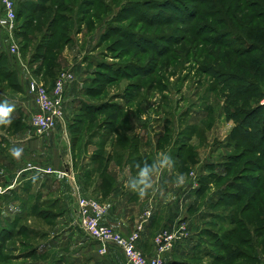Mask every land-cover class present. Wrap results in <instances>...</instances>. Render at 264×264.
<instances>
[{"label": "rangeland", "instance_id": "obj_1", "mask_svg": "<svg viewBox=\"0 0 264 264\" xmlns=\"http://www.w3.org/2000/svg\"><path fill=\"white\" fill-rule=\"evenodd\" d=\"M25 1L14 37L28 72L42 82L48 57L53 79L63 60L82 73L72 110L73 122L85 119L78 149L89 146L102 165L115 139L125 168H150L153 152L156 180L178 170L190 181L198 227L183 264H264V131L253 144L241 128L264 125V0ZM15 60L0 29V105L15 120L0 124L5 160L6 137H19L28 119ZM238 75L253 85L234 97ZM2 169L0 185L14 184ZM16 186L0 192V264H68L91 243L76 222L57 219L51 199Z\"/></svg>", "mask_w": 264, "mask_h": 264}, {"label": "crops", "instance_id": "obj_2", "mask_svg": "<svg viewBox=\"0 0 264 264\" xmlns=\"http://www.w3.org/2000/svg\"><path fill=\"white\" fill-rule=\"evenodd\" d=\"M14 58L17 82L26 98L24 113L28 119L19 137H6L7 147L4 155L10 157H7V160L0 157V169L7 171L6 177L15 178V183L9 186L0 185V192L5 189L13 191L16 185L23 181L24 184H29L30 193L32 191L41 193L43 199H51L53 207L61 209L57 219L60 218L64 223H67V220L70 223L75 222L74 210L78 195L95 198L108 206L103 222L110 228L127 235L141 226L139 247L147 256L154 254L153 236L157 231L185 225L188 237L185 240H176L173 249L165 256L166 264H183L182 259L188 258L189 243L198 227V219L194 220L195 215L191 213L190 181L187 182V179L183 186H178V178L181 176L178 170L174 174L171 172L169 176L166 171V173L161 171L156 180L157 168L153 167V162H156L157 156L152 152L150 155L152 171L146 181L151 187H146V183L141 182L145 179L140 176L141 169H133L135 165L125 168L128 164L124 161L126 158L123 159V154L118 156L119 148L112 146L115 139L105 146L102 154L105 159L102 165L101 158L88 155L91 153L89 146L85 152L84 149L82 152V148L78 149L80 140H74L72 126L75 122L72 119V110L74 102L81 98L85 88L81 80L82 73L77 64L72 62L66 67L65 60L61 63L56 61L59 63L58 69L61 68L62 72H72L74 75V79L65 89L63 119L54 129L39 133L29 123L31 115L37 110V105L27 93V76L19 63L22 59L17 55H14ZM39 77L47 87L52 86L54 81L52 76L44 73ZM22 92L20 93L23 94ZM92 145L95 150L97 143ZM14 149L19 150V155L14 154ZM127 155L125 153V157ZM27 163H31L33 168L26 169ZM48 167L52 168V172L46 171ZM0 174L5 172L0 171ZM164 176L169 178L166 179ZM165 180H171L173 184L163 185L161 181ZM149 209L151 214L146 218L145 213ZM90 241V245L76 250L77 253L68 264L125 263L123 254L117 248L111 246L106 255H99L97 243ZM184 264L188 262L185 261Z\"/></svg>", "mask_w": 264, "mask_h": 264}, {"label": "built area", "instance_id": "obj_3", "mask_svg": "<svg viewBox=\"0 0 264 264\" xmlns=\"http://www.w3.org/2000/svg\"><path fill=\"white\" fill-rule=\"evenodd\" d=\"M18 0H0V29L8 35L9 51L19 56V46L14 37L16 7ZM23 70L27 73V90L37 105V110L29 120L30 125L39 133L54 129L63 119L64 93L67 85L74 79L72 72L63 71L48 88L44 83L37 81L27 70L25 63L19 60ZM33 168L27 163L26 169ZM47 172H52L48 167ZM62 175V174H61ZM108 206L95 198L77 196L74 210V221L83 233L98 245L99 255H106L108 248H117L124 256V264H165V256L173 249L178 239L188 237L183 225L173 229H162L154 235V254L147 256L139 247L141 226L127 235H123L104 224L103 220ZM151 210L146 211V218L150 217Z\"/></svg>", "mask_w": 264, "mask_h": 264}, {"label": "trees", "instance_id": "obj_4", "mask_svg": "<svg viewBox=\"0 0 264 264\" xmlns=\"http://www.w3.org/2000/svg\"><path fill=\"white\" fill-rule=\"evenodd\" d=\"M17 4L20 6V8H21V10L19 11V13L17 14V11H16V17H18L19 15H20V13L21 14H23L24 12H26L28 9V5H27V3H26V1H24V0H18L17 1ZM17 8V7H16ZM259 56H262L261 54H259ZM259 58H261V57H259ZM48 57H44V64L46 63V66L44 65V66H42L41 68H40V71L39 72H42L43 71V73L44 72H46L47 73V75H49V76H52L53 74H54V71H53V67L56 65V64H51L50 66L48 65ZM260 66H259V68L261 69V68H264V57H262L261 59H260ZM53 68V69H52ZM240 71H243V72H250L251 71V69H245V68H241L240 67ZM257 73V71H254V73H253V76H255V74ZM56 79V78H55ZM55 79H53L54 81H55ZM54 81H53V83H54ZM235 82H237V86L234 88V91H233V95H234V97H238V94L239 95H244L245 94V92L246 91H242V90H247V89H242V86L245 84V85H253L252 84V81L251 80H249V79H243V77H240V75H238V77H237V79L235 80ZM15 85V87L16 88H18L19 90H21L22 88L20 87V85L18 84V82H16V80H15V83H14ZM50 88V87H49ZM254 88V87H253ZM88 90V89H87ZM89 91V90H88ZM241 91H242V93H241ZM90 112V111H89ZM88 111H86V113H89ZM95 113L97 112H102L101 110H96V111H94ZM90 114V113H89ZM246 115H249V114H246ZM110 118H111V120L112 121H116L117 120V118H118V115H117V113L116 112H113V113H111L110 114ZM6 119H9L8 117L6 118ZM10 120V119H9ZM11 121H15V120H11ZM77 121V122H76ZM76 121H75V124L72 126V128H73V130H72V132H73V135H74V140H78L79 139V133H80V131H81V128H82V126L84 125V121H85V119H77L76 118ZM240 124V123H239ZM247 124V120H245V121H242L241 122V128H243V131L245 132V134L244 135H246V137L247 138H249V142H253V144H255V140L260 136V132H262V130L264 131V125L263 124H251L250 125V128L249 127H245V125ZM258 141V140H257ZM248 142V141H247ZM2 143H3V141H1V138H0V152H2V151H4V149H1V145H2ZM155 235V234H154ZM153 238H154V236H153ZM187 237H184V238H182L183 240H185ZM238 253H240V251L238 252ZM242 253V252H241ZM243 254V253H242ZM233 256H235V253L233 252L232 253V255H231V257H233ZM237 256H239V254L237 255ZM219 259V261L221 260L220 258H218ZM217 259V260H218ZM165 264H166V261H165Z\"/></svg>", "mask_w": 264, "mask_h": 264}, {"label": "clouds", "instance_id": "obj_5", "mask_svg": "<svg viewBox=\"0 0 264 264\" xmlns=\"http://www.w3.org/2000/svg\"><path fill=\"white\" fill-rule=\"evenodd\" d=\"M13 111V109L11 107H8L6 104L4 105H0V124H9L11 123V121L9 119H6L9 114ZM14 154L15 155H19V150H16L14 149ZM171 160V157L170 156H167L165 155L163 157V160H162V164H167L169 163ZM152 171L151 168L149 167H144L143 169H141V172H140V176L142 178H145L143 179L141 182H145L146 183V187H151V184L150 183H147V179L150 177V172ZM185 183V179L183 177V175H181L179 178H178V186H183Z\"/></svg>", "mask_w": 264, "mask_h": 264}]
</instances>
